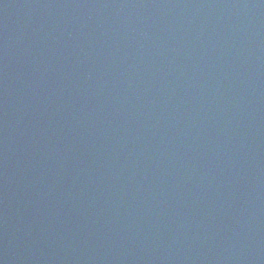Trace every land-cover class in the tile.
Here are the masks:
<instances>
[{
  "label": "water",
  "instance_id": "1",
  "mask_svg": "<svg viewBox=\"0 0 264 264\" xmlns=\"http://www.w3.org/2000/svg\"><path fill=\"white\" fill-rule=\"evenodd\" d=\"M0 264H264V0H0Z\"/></svg>",
  "mask_w": 264,
  "mask_h": 264
}]
</instances>
